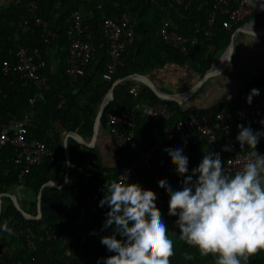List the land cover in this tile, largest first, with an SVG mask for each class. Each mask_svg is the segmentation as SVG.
Here are the masks:
<instances>
[{
	"label": "trees",
	"instance_id": "obj_1",
	"mask_svg": "<svg viewBox=\"0 0 264 264\" xmlns=\"http://www.w3.org/2000/svg\"><path fill=\"white\" fill-rule=\"evenodd\" d=\"M159 3L156 4L151 0H19L18 3L0 0V88L2 89L0 124L13 119H24L28 115L27 138L46 142L52 152L21 180L19 178L21 168L13 161L15 148L11 144L6 145L0 150V194L9 193L23 183V186L29 188L36 196L41 186L54 172L65 174V148L62 134L67 132H80L88 136L93 134L97 113L115 79H123L134 73H145L150 68L164 65L167 61L179 64L192 63L194 69L201 75L213 66V62L230 42L232 34L223 26L224 16L219 17L214 25L209 24L214 0H159ZM74 11H79L82 22L92 31L96 50L91 61L77 69V80L70 83L66 72L70 49L67 32L70 26L69 18ZM255 13L264 12L256 10L253 14ZM127 15L132 17L130 25L135 32L134 39L132 42L127 41L122 56L124 66L119 67L113 80L107 81L102 77L110 59L107 38L103 33L104 21L107 18L118 20ZM39 17L46 19L50 28L59 33L57 39L47 42L43 38L42 28L35 23ZM164 22L168 23L170 30L189 37L195 36L197 43L189 44L186 52H182L164 42L158 33ZM20 45L40 48L43 56L48 60V67L43 70L50 76L49 88L46 90L38 91L32 82H25L15 71L9 74L3 73V61L10 59L14 62L16 50ZM50 65L53 66L51 71ZM131 82L133 87L136 81H129ZM263 84L264 72L253 80L242 96H247L252 88H258ZM36 94H38L37 98L32 103L31 99ZM131 94L133 103L129 106L119 104L115 99L108 103L102 117L101 129L106 123L110 110L134 111L135 103L140 99L149 103L161 102L175 113L171 119L165 120L147 117L136 111L137 127L134 131L141 128V138L135 137L134 143L120 146V166L114 171L107 169L101 163L97 152L91 150L88 155L89 167L85 168L78 181L70 180L66 185V189L71 193V206L67 210L40 219H29L15 206L12 198L4 196L0 225L7 221L15 232V235H9L0 231V260L2 259L4 264H96L99 257L113 254L100 243L101 236L111 234L112 229L100 231L104 220L102 216L96 214L89 224L84 225L78 232L80 239L86 236L87 241L76 242V256L67 253L72 247L73 226L83 200L89 196L102 199L101 187L106 181L118 180L117 171L127 158L133 159L136 156L138 149L149 148L158 141L157 136L163 133L162 129L165 127L164 121L168 123L167 133L169 128L183 117L203 113L215 114L221 109H232L239 105L238 102L207 109H185L176 101L161 99L143 83L138 87L137 97ZM256 126L260 125H251L252 128ZM232 130L233 128L228 133L218 136L220 139L231 138L239 146L233 138ZM185 139L187 146L193 149L206 143L216 150V144L200 139L196 129H190ZM257 150L260 153L264 152L263 141H260ZM173 166L175 165L168 156L161 157L156 160L152 168L141 174L137 173L133 178L140 174L139 183L145 188L161 189L158 181H167L171 178L172 175L168 170ZM133 178L128 181L135 182ZM161 191L163 203L158 208L164 215L170 232L172 231L170 222L175 219L167 215L169 199L166 198L165 191L162 189ZM32 205L31 212L36 213V201L32 202ZM167 219L170 222H167ZM68 228L72 229L71 233L67 232ZM92 232H98L99 235H90ZM31 235L35 236L34 247L27 245ZM48 235L51 236L50 239ZM41 236L44 238L39 239ZM181 244L184 251L190 246L182 240ZM182 258L185 260V257ZM172 262L178 263L177 260Z\"/></svg>",
	"mask_w": 264,
	"mask_h": 264
},
{
	"label": "clouds",
	"instance_id": "obj_2",
	"mask_svg": "<svg viewBox=\"0 0 264 264\" xmlns=\"http://www.w3.org/2000/svg\"><path fill=\"white\" fill-rule=\"evenodd\" d=\"M245 2L264 12V0ZM259 95L260 90L252 88L247 104L251 105ZM228 99L232 97L229 95ZM259 123L264 126V119ZM237 128L235 140L240 149L247 146L250 151L234 174L225 172L221 152L209 150L190 170L185 139L183 146L164 149L182 178L181 187L175 189L166 180L158 181L169 195L167 215L178 217L174 223L180 230V239L197 247L201 256L211 254L215 264H248L250 257L264 251V154L257 150L264 127L254 130L250 122L247 126L238 124ZM221 151L232 152L234 145L229 142ZM101 191L103 197L98 206L109 210L100 231L111 228L112 233L101 236L100 243L113 254L99 257L96 264H171L174 241L157 207V193L139 182L122 180L106 181ZM0 231L15 235L7 221L0 225ZM191 258L185 255V259Z\"/></svg>",
	"mask_w": 264,
	"mask_h": 264
},
{
	"label": "built area",
	"instance_id": "obj_3",
	"mask_svg": "<svg viewBox=\"0 0 264 264\" xmlns=\"http://www.w3.org/2000/svg\"><path fill=\"white\" fill-rule=\"evenodd\" d=\"M18 3L19 0H10ZM156 4H160L159 0H151ZM179 1V0H176ZM259 2V0H255ZM102 5H99L101 7ZM257 9L249 6L245 0H214L213 9L210 14L209 24L214 25L217 19L224 16L223 26L230 29L234 25L249 18ZM70 26L68 28V38L70 40L69 57L67 60L66 72L69 76L70 83H74L78 78L77 69L81 66L87 65L96 50V44L93 39V33L87 24H84L81 19L79 11H74L70 15ZM132 17L130 15L124 16L120 19L107 18L104 21L103 33L107 38V48L110 59L107 63L106 70L102 73L104 80H113L114 75L118 72L119 67L124 66L122 59L125 51L127 41L132 42L134 39V29L130 22ZM36 25L43 30V38L47 42L55 40L59 37L56 30L50 28L49 23L44 18H37ZM213 32V31H211ZM159 35L163 41L171 44L173 47L182 52H186L189 44L197 43L195 36H185L175 30H170L168 23L164 22L158 30ZM49 65L48 60L43 56L40 48H30L25 45H20L15 53V60L11 62L10 59H5L2 64V71L4 74H9L15 71L20 74V77L25 82H32L38 91L49 88L50 76L46 73L44 68ZM53 66L50 65V71ZM131 92L135 97L138 96V87H133ZM2 89L0 88V94ZM35 95L31 99L34 103L37 98ZM139 111L142 115L147 117H157L169 120L174 115V111L168 108L167 105L157 102L149 103L143 99L135 103L134 111L128 110H110L107 114V120L102 130L109 132L115 139L119 146L134 143L135 134L134 129L137 127L135 121V112ZM239 113H244L243 116ZM28 115L24 119H13L9 122L0 124V150L6 145L11 144L15 148V155L13 156L14 163L21 168L19 178L24 179L31 169L42 162L44 157L52 154L46 142L38 139H29L26 136ZM264 119V105L253 98L251 105L247 104L246 98L239 102V105L232 109H221L215 114L203 113L191 117H183L172 125L165 138L156 142L146 149H138L136 156L133 159L127 158L124 165L117 171L118 180L128 181L137 173H143L153 167L156 160L161 157H167L165 148H173L184 143L185 136L190 129H196L200 139L207 140L208 143H215V152H221L222 160L224 162V169L227 173L234 174L245 163L246 155L249 148L240 149V146L231 138L220 139L218 134L228 133L236 124L261 125L259 121ZM215 140V142H213ZM231 142L234 145V151L222 152V146ZM261 154H264L261 153ZM134 177L135 182H140L141 176ZM23 183L17 185L20 191L23 188ZM157 193L158 199L156 201L157 207L163 203L162 191L159 188H153ZM100 198L86 197L81 204L76 223L71 228L67 229L68 233L72 232L71 240L72 247L67 250V253L75 255L76 242L85 243L87 237L80 239L79 230L84 225L89 224L94 214L102 216L105 221V212L107 207H99ZM35 236L31 235L28 239L27 245L29 247L35 246ZM44 237H39L43 239ZM51 236L48 235V239ZM0 264H4L1 259Z\"/></svg>",
	"mask_w": 264,
	"mask_h": 264
},
{
	"label": "crops",
	"instance_id": "obj_4",
	"mask_svg": "<svg viewBox=\"0 0 264 264\" xmlns=\"http://www.w3.org/2000/svg\"><path fill=\"white\" fill-rule=\"evenodd\" d=\"M225 29L232 33L231 40L221 55L213 62L214 69L217 68L215 69L216 73L205 79L198 90L189 96L184 97V93L197 84L204 75L199 74L194 69L192 63L179 64L173 61H167L164 65L150 68L143 74L155 82L157 87L162 91L169 94H176L180 99L178 103L185 109H207L218 105H232L241 102L247 97L242 96V94L248 86L258 75L264 72V13H255L242 24L234 25L231 29ZM230 44V52H227ZM123 79H115L114 83L116 86L113 92V99L119 104L129 106L133 103L131 88L134 86L139 87L141 82L132 78ZM132 80L136 81L133 87L132 82L129 83ZM258 89L260 90V95L254 98L264 105V84L260 85ZM229 95L232 97L231 100L228 99ZM163 124H165V127L162 129L163 133H159L157 136L158 141L164 138L168 128L166 121ZM262 127L264 126L260 125L253 129L259 130ZM78 133L82 138L76 135H70L69 132L62 134L64 145L66 142L68 145V155H66L65 151V162H70L65 163V174L54 172L47 182L41 186L36 196L27 187H23L20 191L17 188H13L9 192L10 194L17 195L25 211L38 215L39 218L36 219L70 208L71 193L66 189V185L69 180L78 181L84 173L85 168L89 167L88 155L91 150L94 149L97 152L101 163L107 169L114 171L120 166V146L109 132H104L101 129L95 138H93V134L88 136L80 132ZM134 134L136 138L140 139L142 129H136ZM237 134L238 128L236 126L232 130L234 139ZM260 141L264 142V137ZM208 150L215 151L214 148L206 143L199 145L196 149L189 146L185 147V155L189 157L190 170L198 166L204 151ZM168 172H170L172 177L167 182L173 188L179 189L182 178L175 172V166L169 168ZM165 195L169 199V195L166 192ZM34 201H36V213L31 212L32 202ZM173 219L176 220L178 217H173ZM168 221L169 219H167ZM170 223L172 225V231L169 232V236L174 241L175 249V255L170 258L171 264H215V259L211 254L207 257L201 256L198 248L195 246H189L186 251L182 250L180 230L176 227L174 221ZM186 254L192 258L190 260H184L182 257H185ZM173 260H177L178 263H173ZM255 263L264 264V251L258 252L248 261V264Z\"/></svg>",
	"mask_w": 264,
	"mask_h": 264
},
{
	"label": "water",
	"instance_id": "obj_5",
	"mask_svg": "<svg viewBox=\"0 0 264 264\" xmlns=\"http://www.w3.org/2000/svg\"><path fill=\"white\" fill-rule=\"evenodd\" d=\"M230 49H231V44L229 45V49L227 50V52L228 51L230 52ZM215 69H217V68H215ZM215 69L212 66L201 77V79L199 80V82L197 84H195L192 88L188 89V91L186 93H184V97L189 96L190 94H192L196 90H198V88L201 86V84L203 83V81L205 79H207L210 76H213L216 73ZM126 78L135 79V80H137V81L149 86L155 92V94H157V96L160 97L163 100H170V101L180 102V99L178 98V96H176V94H169V93H166V92L162 91L159 87H157L155 82H153L148 76H146L143 73H134V74H131V75L127 76ZM126 78H124L123 80H125ZM115 86H116V84L113 83L112 87L109 89L108 93L106 94V96H105V98H104V100H103V102H102V104L100 106V109H99V111L97 113V116H96V119H95V124H94L93 138H95L99 134V132L101 130L102 117H103L104 111L106 109V106L113 99V92H114ZM69 133H70V135H76V136L82 138V136L79 133H77V132H69ZM65 145H67V142H66ZM65 151H66V155H68V145H67V147H65ZM4 196H10L13 199L15 206L23 213V215L26 218H29V219L39 218L38 215L30 214L27 211H25L23 209V207L21 206L17 195L10 194V193H1L0 194V213L2 211V202H3V197ZM38 214H39V212H38Z\"/></svg>",
	"mask_w": 264,
	"mask_h": 264
}]
</instances>
